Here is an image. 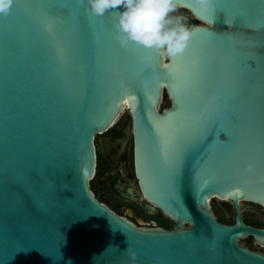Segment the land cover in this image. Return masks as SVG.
I'll return each instance as SVG.
<instances>
[{"label":"water","instance_id":"95a60500","mask_svg":"<svg viewBox=\"0 0 264 264\" xmlns=\"http://www.w3.org/2000/svg\"><path fill=\"white\" fill-rule=\"evenodd\" d=\"M178 3L197 24L175 58L122 48L115 15L91 17L86 0H14L0 16V264H264L239 243L264 247L241 216L264 212V0H214L207 15ZM123 113L137 185L118 169L110 191L170 229L90 188L95 138Z\"/></svg>","mask_w":264,"mask_h":264},{"label":"clouds","instance_id":"9594fccd","mask_svg":"<svg viewBox=\"0 0 264 264\" xmlns=\"http://www.w3.org/2000/svg\"><path fill=\"white\" fill-rule=\"evenodd\" d=\"M13 3L14 0H0V16L9 15ZM213 3L214 0H195L197 9L205 15ZM179 7L178 0H86L85 12L96 18L112 12L116 17L115 39L122 48L136 46L175 58L188 48L194 31L184 14H176ZM247 168L254 170L251 164Z\"/></svg>","mask_w":264,"mask_h":264},{"label":"rangeland","instance_id":"374dc122","mask_svg":"<svg viewBox=\"0 0 264 264\" xmlns=\"http://www.w3.org/2000/svg\"><path fill=\"white\" fill-rule=\"evenodd\" d=\"M184 14L188 20V24L189 26L197 24L196 22H194L193 16L185 11L184 9L178 8L177 13L176 14ZM124 114V113H123ZM122 117V115H121ZM117 122H120V119ZM115 128H120V124L115 125ZM110 131V130H109ZM109 131L105 132L108 133ZM101 134L96 136L95 138V145H96V149L97 152L100 153L102 150L100 141H101V137L105 134ZM127 153H128V159H129V166L126 167L125 169V173L127 171V175L126 177L131 180L133 182L134 185H137L134 174H133V166H132V139L129 138L128 143H127ZM100 159L103 160V158L101 157ZM104 161V160H103ZM109 169H112V166L109 165ZM91 185H93V189H94V194L97 197H100L101 199L106 200V202L108 203L109 206H113V205H117L118 208L120 209L121 213H127L128 210H134V213L139 216L141 218L142 221H140L141 224H152V225H158V220H156L153 216L147 215L142 213L140 206L131 203V202H122L120 200H118L117 198H115L110 190L107 188V184L104 180V176L97 171L96 175L94 176ZM211 204V209L213 212H218L217 214L219 215H223L224 219L226 221H232L233 220V213H231V211L227 208L228 206H226L228 204L227 201H221L219 199H213L210 201ZM229 205V204H228ZM244 210H243V215H244V220L246 222H249L250 220H255L261 223H264V212L255 207L252 204L249 203H244ZM154 218V219H153ZM164 220H167L165 218H163ZM169 221V220H167ZM239 243H245L248 244L250 246L255 247L258 250L264 251V247H260L259 245L255 244L253 240H251L249 237L245 238L243 240H240Z\"/></svg>","mask_w":264,"mask_h":264},{"label":"flooded vegetation","instance_id":"af4514ba","mask_svg":"<svg viewBox=\"0 0 264 264\" xmlns=\"http://www.w3.org/2000/svg\"><path fill=\"white\" fill-rule=\"evenodd\" d=\"M125 125H121L120 128H116L115 131H112L110 130L108 133H105L102 137H101V141H100V144H101V147H102V150L100 153L97 152V149H96V164L98 165V171L104 176V180L107 184V188L110 190V187H109V181H108V178L111 176V175H116L117 174V171L118 169H122V176L123 178H127L126 175H127V171L125 173V169L127 166H129L128 162H129V159H128V153H127V143L128 141L126 142L124 148L122 146V138H123V133H122V130H123V127ZM96 146V145H95ZM103 158L100 159V158ZM109 165L112 166V169L110 170L109 169ZM128 179V178H127ZM90 188L92 189V191L94 192V189H93V185L90 186ZM111 192V191H110ZM112 194V193H111ZM113 195V194H112ZM114 196V195H113ZM99 201H102V202H105L107 205L108 203L106 202V200L104 199H101L100 197H97L95 196ZM115 197V196H114ZM116 198V197H115ZM119 200V199H118ZM121 201V200H120ZM124 202V201H122ZM109 206V205H108ZM228 206L227 208L231 211L232 213V210H231V206L230 205H226ZM111 208V206H109ZM141 208V207H140ZM112 209V208H111ZM113 211H115L117 214L119 215H123V216H126V217H129L132 221H134L137 225H140V223L136 220V218L134 216H137L135 213H134V210H132V214L133 216H129L128 212L127 213H124L122 212L121 214L119 212H117L116 210L112 209ZM243 210H244V206H242V212H241V216L242 218L244 217L243 215ZM141 211L142 213H144L143 209L141 208ZM145 214V213H144ZM150 216H153L156 220L157 218H165L167 219L165 216H163L160 212H157L156 214L154 215H150ZM139 217V216H137ZM153 218V219H154ZM168 220V219H167ZM244 220V218H243ZM245 223L247 224H251V223H248L244 220ZM146 226H159L158 225H152V224H144ZM251 225H254V224H251ZM256 226V225H254ZM173 227V225H172ZM171 227V228H172ZM166 229H170V228H166ZM251 240L252 238L249 237ZM242 246L244 247H247L248 249H251V250H255V251H258L262 254H264V251H261V250H258L256 249L255 247L253 246H250L248 244H245V243H240ZM262 247V246H260Z\"/></svg>","mask_w":264,"mask_h":264},{"label":"trees","instance_id":"16d2710c","mask_svg":"<svg viewBox=\"0 0 264 264\" xmlns=\"http://www.w3.org/2000/svg\"><path fill=\"white\" fill-rule=\"evenodd\" d=\"M167 106H169V104ZM129 120H130V118H129L128 114L127 113H124V114H122V117L120 119V122H117V123H118V125L120 124V126H121V125H125L127 122H129ZM117 123L115 125H117ZM115 125L110 130L115 131L116 130ZM111 208L114 209V210H116L117 212H119L121 214V211H120V209L118 208L117 205H113V206L111 205ZM231 210H232V208H231ZM214 213H215V215H216V217H217V219L219 221H221L223 223H227V224L233 223V220L232 221H226L224 219V216L223 215L217 214L218 212L215 211ZM157 220H158L159 226H161L163 228H171L172 225H173L172 222L167 221V220H164L162 218H157ZM248 223L254 224L256 226H264V223H261V222L255 221V220H250Z\"/></svg>","mask_w":264,"mask_h":264},{"label":"snow or ice","instance_id":"6c2138e0","mask_svg":"<svg viewBox=\"0 0 264 264\" xmlns=\"http://www.w3.org/2000/svg\"><path fill=\"white\" fill-rule=\"evenodd\" d=\"M210 12H214V10L212 9ZM165 67H168V66H165ZM125 103H127V101H125Z\"/></svg>","mask_w":264,"mask_h":264},{"label":"bare ground","instance_id":"6f19581e","mask_svg":"<svg viewBox=\"0 0 264 264\" xmlns=\"http://www.w3.org/2000/svg\"><path fill=\"white\" fill-rule=\"evenodd\" d=\"M165 58H166V56H165Z\"/></svg>","mask_w":264,"mask_h":264}]
</instances>
